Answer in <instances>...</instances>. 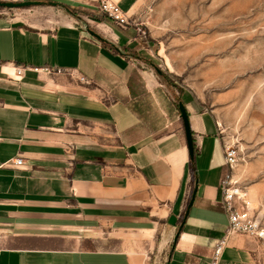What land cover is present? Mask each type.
I'll list each match as a JSON object with an SVG mask.
<instances>
[{"label":"crops","instance_id":"crops-1","mask_svg":"<svg viewBox=\"0 0 264 264\" xmlns=\"http://www.w3.org/2000/svg\"><path fill=\"white\" fill-rule=\"evenodd\" d=\"M40 1L60 4L67 21L0 7V59L53 69L14 79L0 67V264H208L227 225L215 115L182 93L191 158L137 28L91 0ZM115 1L128 14L135 4ZM220 264L264 259L255 238L235 234Z\"/></svg>","mask_w":264,"mask_h":264},{"label":"rangeland","instance_id":"rangeland-1","mask_svg":"<svg viewBox=\"0 0 264 264\" xmlns=\"http://www.w3.org/2000/svg\"><path fill=\"white\" fill-rule=\"evenodd\" d=\"M3 9L57 21L68 14L49 1ZM129 15L140 57L168 95L178 103L190 93L239 148L236 177L264 226V0H135ZM255 239L264 259V237Z\"/></svg>","mask_w":264,"mask_h":264},{"label":"built area","instance_id":"built-area-1","mask_svg":"<svg viewBox=\"0 0 264 264\" xmlns=\"http://www.w3.org/2000/svg\"><path fill=\"white\" fill-rule=\"evenodd\" d=\"M96 3L98 9L110 20L120 26L130 25V15L123 10L115 0H91ZM139 30V27H136ZM1 68H10L11 76L20 79L25 70L51 73L53 69L49 66L18 65L12 62H4L0 59ZM81 80H86L80 76ZM218 126L219 123L217 122ZM225 169L223 171L219 188L222 206L227 214V225L212 243L211 254L208 264H220L223 251L228 246L230 239L235 234H244L249 237H264V226L255 213L250 191L235 175V168L239 161V148L228 141L222 143ZM15 165L23 164L22 157L14 159Z\"/></svg>","mask_w":264,"mask_h":264},{"label":"water","instance_id":"water-1","mask_svg":"<svg viewBox=\"0 0 264 264\" xmlns=\"http://www.w3.org/2000/svg\"><path fill=\"white\" fill-rule=\"evenodd\" d=\"M41 2L42 1H40V0H0V7L20 8V7H26V6H31V5H37V4H40ZM87 29H88L89 33L92 34L93 36H95L96 38H98L102 41L106 40L96 30H94L90 27H87ZM178 110L180 113V118L182 119V122H183V127H184V132H185V137H186V141H187L189 154H190L191 158H193L194 152H195L194 137H193V132L191 129L189 113H188L186 105L184 104L183 101L178 102ZM195 194H196V187L194 188V190L192 192V196H191L190 202L188 204V207H190L191 204L193 203ZM177 237H178V233L175 235L174 241L177 240Z\"/></svg>","mask_w":264,"mask_h":264},{"label":"trees","instance_id":"trees-1","mask_svg":"<svg viewBox=\"0 0 264 264\" xmlns=\"http://www.w3.org/2000/svg\"><path fill=\"white\" fill-rule=\"evenodd\" d=\"M70 10V9H69ZM136 72L133 73V75L131 76V80L129 81L130 83L132 82V79H134V76H136ZM136 79V78H135ZM168 83L171 85L173 83H171L170 81H168ZM193 101H195L194 99H192ZM184 102V101H183ZM176 105L178 106V103L175 101ZM185 103V102H184Z\"/></svg>","mask_w":264,"mask_h":264}]
</instances>
